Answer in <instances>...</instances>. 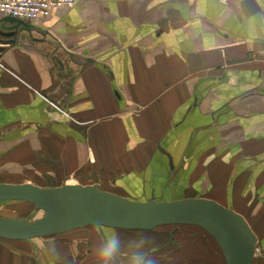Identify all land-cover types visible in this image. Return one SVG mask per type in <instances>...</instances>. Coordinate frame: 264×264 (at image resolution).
Masks as SVG:
<instances>
[{"label": "crops", "instance_id": "0c3cea01", "mask_svg": "<svg viewBox=\"0 0 264 264\" xmlns=\"http://www.w3.org/2000/svg\"><path fill=\"white\" fill-rule=\"evenodd\" d=\"M24 25L0 45L1 184L209 199L246 220L264 261V0H77ZM113 231L110 264L209 257L159 251L168 231L85 227L0 239V264H100Z\"/></svg>", "mask_w": 264, "mask_h": 264}, {"label": "water", "instance_id": "95a60500", "mask_svg": "<svg viewBox=\"0 0 264 264\" xmlns=\"http://www.w3.org/2000/svg\"><path fill=\"white\" fill-rule=\"evenodd\" d=\"M25 29L19 20L2 19L0 45L14 43ZM9 201L26 202L44 215L33 221L0 216L3 240L32 241L85 227L152 231L164 226H194L214 239L225 264H253L258 252V238L246 220L205 198L136 202L103 191L97 184L48 189L31 183L0 184V206Z\"/></svg>", "mask_w": 264, "mask_h": 264}, {"label": "rangeland", "instance_id": "374dc122", "mask_svg": "<svg viewBox=\"0 0 264 264\" xmlns=\"http://www.w3.org/2000/svg\"><path fill=\"white\" fill-rule=\"evenodd\" d=\"M19 178V177H18ZM22 180V178H20ZM24 183V181H20L19 184ZM30 183V182H26ZM1 184V181H0ZM4 184V183H3ZM32 184V183H31ZM80 185H94V184H80ZM98 185V184H97ZM132 201L136 202H145L140 201L139 199L127 198ZM155 201V200H154ZM162 202H169V201H162ZM44 214L42 212H39L35 210L32 206H29L26 203L18 202V201H9L5 202L0 206V216L1 217H8L12 219H26L28 221H33L36 219H39ZM88 228V227H86ZM97 229V228H95ZM104 228H99L100 231H102ZM160 231H168L167 236L163 240L162 244L168 241V243L172 242V245L175 247L177 246L178 249H182V245H184L183 242H193L198 243L201 245V248L207 249L210 251L207 256V262L205 264H215L218 254L220 253V250L217 247V244L215 241L208 236L207 233L202 232L201 230L197 228H188L184 226H166V227H160L152 231L151 233H158ZM190 232V233H189ZM171 236V238H170ZM34 241V240H33ZM167 243V242H166ZM204 249L200 250L203 251ZM261 244L258 243V252L256 254V257L254 259L253 264H264L262 252H261ZM217 254V255H216ZM195 257V256H193Z\"/></svg>", "mask_w": 264, "mask_h": 264}, {"label": "built area", "instance_id": "2783aa9c", "mask_svg": "<svg viewBox=\"0 0 264 264\" xmlns=\"http://www.w3.org/2000/svg\"><path fill=\"white\" fill-rule=\"evenodd\" d=\"M77 0H0V18H14L23 23L47 18L52 10L72 9ZM264 58V51L258 53Z\"/></svg>", "mask_w": 264, "mask_h": 264}, {"label": "clouds", "instance_id": "9594fccd", "mask_svg": "<svg viewBox=\"0 0 264 264\" xmlns=\"http://www.w3.org/2000/svg\"><path fill=\"white\" fill-rule=\"evenodd\" d=\"M121 241L118 233L113 231L111 235L106 237L105 244L99 249L97 255L100 264H110L113 258L120 250ZM147 253L144 251L134 252L131 257V264H154L151 260H146Z\"/></svg>", "mask_w": 264, "mask_h": 264}, {"label": "trees", "instance_id": "16d2710c", "mask_svg": "<svg viewBox=\"0 0 264 264\" xmlns=\"http://www.w3.org/2000/svg\"><path fill=\"white\" fill-rule=\"evenodd\" d=\"M21 202V201H20ZM22 203H26V202H22ZM26 204H28V203H26ZM29 206H32L33 208H34V206L33 205H31V204H28ZM39 212H42V211H39ZM43 213V212H42ZM44 214V213H43ZM164 227H166V226H164ZM184 227H188V228H197V229H199V230H201L202 232H205L204 230H202V229H200V228H198V227H194V226H184ZM89 228H93V227H89ZM122 231H125V230H122ZM138 231H141V230H138ZM152 231H154V230H152ZM152 231H145V232H152ZM205 233H207V232H205ZM209 236V235H208ZM210 237V236H209ZM170 238H171V236H170ZM213 239V238H212ZM214 240V239H213ZM167 242V243H166ZM165 243H163V245L161 246V248L159 249V251H163L164 250V248H165V246L166 245H168L169 243H168V241H166ZM216 243V242H215ZM217 244V243H216ZM217 247H218V245H217ZM218 249H219V247H218ZM220 250V249H219ZM220 254L222 255V253H221V251H220ZM222 257H223V255H222ZM224 259V258H223ZM225 262V261H224Z\"/></svg>", "mask_w": 264, "mask_h": 264}]
</instances>
